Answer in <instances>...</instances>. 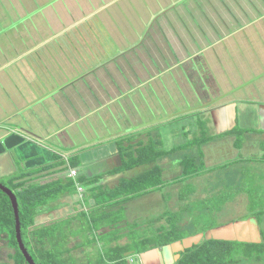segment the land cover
<instances>
[{
    "label": "rangeland",
    "instance_id": "1",
    "mask_svg": "<svg viewBox=\"0 0 264 264\" xmlns=\"http://www.w3.org/2000/svg\"><path fill=\"white\" fill-rule=\"evenodd\" d=\"M34 1L0 0V24L8 32L7 35L3 34L0 37V62H3L1 73L4 72L5 75L3 73L2 77L10 80L17 75L26 78L33 76V79L27 83L36 87L32 90V95L41 89L40 86L45 85L42 80L46 78V84L52 85V91L64 96L67 108L69 103L74 109L79 110L73 111L72 114H81L80 118L86 117L87 127L83 120L82 127L76 125L80 131L72 135L71 142L63 139V144H60L56 137L52 138V133L50 135L42 133V129L44 130L49 122L50 126L58 128L60 114H50L49 111L46 114L41 113L46 107L44 104H39L36 110L29 111L30 113L36 111L45 119L44 123L43 121L37 123L39 116L33 114L35 117L33 124L36 125L33 134L41 137L43 141L46 139L47 143H52L61 152L68 153L69 149L82 145H87L86 149L89 147L95 149L98 146H94L96 145L94 142L103 140L111 133L120 134L123 132L122 128L129 124L130 118L139 122L144 119V123L137 124L142 129L145 123L152 121L161 123L165 117L178 115L176 113L186 108L189 103L196 105L199 103V100L191 96L192 93L200 90L197 86L202 87L203 93L205 91L210 93L216 89L211 87L214 83H209L207 79L216 81V84L221 80L232 81L233 84H239L243 88L249 86L250 80L254 79L253 82L258 83L262 80L251 77V74H259L264 68V0H188L190 3L186 7L175 6L180 3L178 0H40L43 5L37 9ZM116 1H120L123 5V12L114 11L115 6L111 5ZM163 9H165L162 12L164 15H160L152 22L151 16ZM25 12L28 14L22 18ZM30 14L33 15L27 17ZM38 15L41 18L37 21L34 16ZM12 21H17L18 25L16 23L10 25ZM49 27L51 28L46 29ZM43 28L46 29V34L40 33ZM4 32L5 30L0 28V34ZM29 37L31 39H28ZM23 39L24 42L20 43ZM42 41L44 42L42 48L46 49H42L43 52L47 51V48L52 52L50 63H47L48 56L44 57V53L40 54L44 58L42 63L38 61L37 66L32 61L28 62L22 58L23 53L27 54L26 57L31 56L28 53H32V47ZM136 43L138 45L130 51L129 46ZM120 51H123V54L119 58L109 61ZM63 54L68 58L66 62L62 58ZM53 60H57L55 67L52 64ZM191 60L194 61L192 73L189 62ZM86 70L88 73L85 72ZM80 78L86 81L80 83ZM194 79L198 80L196 82L198 85H194L193 88H184L181 85L186 81L191 84ZM10 82V86H13L12 80ZM260 85L258 88L260 87L262 91ZM7 91L10 89H4V98L8 94ZM68 92L72 93V97ZM102 114L110 115L102 116ZM69 115L67 114L68 117ZM190 116L191 114L188 117ZM80 118L74 117L77 120ZM5 119L7 115L2 114L0 121ZM77 124L81 125V120ZM172 124L167 130V135L165 134L167 128L160 127L162 131V139H160L164 143V148L157 145L151 147L162 154L170 148L175 150L181 144V149H176V152L164 158L166 176L172 174L170 180L183 181L177 163L189 160L190 163L198 164L197 161L201 160L200 151L202 152L204 145H211L210 151H219V154L225 156L216 159L211 151L212 160L208 161L207 158L206 165L214 168L215 172H206L205 168L198 164L203 170L197 172L202 175L198 177L190 175L192 178L188 176L183 184L182 182L176 184V186L179 184L177 188L170 184V187L166 185L160 190L144 193L141 197L137 195L132 206L135 216L128 215L126 210L121 211L120 215L125 218L121 225L118 228L114 226L112 231L101 232L100 237L97 238L92 236L91 226L89 227L88 221L86 222L88 213L82 216L84 222L79 219L82 223L80 226L74 227L70 222L64 225L52 224V234L45 237L37 247L44 246L52 254V261L58 264H111L103 255L105 247L111 249L115 244L114 240H111L113 234H116L118 229H132L137 222L145 223L143 225L145 226L156 218L155 216H161L160 214L164 215L161 217L162 220L160 219L164 224L167 223L165 221L168 217L167 213H179L182 218L183 233L187 238L201 233V227L205 224H202L201 217L197 219L201 212L200 208L194 216L191 215L192 211H196L191 207L196 205L195 200L200 206L213 205V208H218L214 210L215 213L219 211L216 220L225 224L231 219L243 220L247 213V205L254 206L255 212L260 208L264 209V134L258 130H251L257 127L245 124L242 125L245 126L244 130L237 129V136H228L233 142L241 139V145L246 149L252 137L261 139L259 150L254 155L246 156L240 148L241 145L236 147L235 143L231 146L230 142H216L221 139L219 134L217 135L218 127H208L203 121L201 125L197 124L193 118H190V123L183 126L180 125L179 120ZM37 128L41 131L39 132ZM182 130L185 131V135L181 134ZM67 132L71 133L70 130ZM154 132L149 129L147 135L142 137H139L140 134L136 135L135 140L142 139L145 144L150 145L152 142L149 141L156 140ZM177 133L179 135H176ZM245 133H251L252 136L248 137ZM117 143L116 139L105 146L118 149ZM102 150L97 151L95 165L87 167L84 165L86 162L82 161L83 164L77 167L81 173L105 174L99 169L105 156ZM76 151L71 152L78 154ZM74 156L79 158L78 155ZM111 160L115 161V159ZM202 160L205 164V160ZM10 178H3L0 183L9 187ZM167 178L169 180V177ZM242 179L247 181L244 186L245 191H241L236 201L223 204L219 201L215 202L214 199L222 195L219 191L230 183L239 184L243 188ZM105 186L104 195L113 190ZM181 197L187 199L180 200ZM185 204L190 205L191 208L185 209ZM121 206L122 203L116 208ZM204 212L206 213L207 210ZM38 215L36 211L33 220ZM202 219L205 220V217ZM259 226L264 233V222ZM204 230L207 231V228ZM29 232L31 231L25 230L23 237L24 242L30 247L29 239H35L36 236ZM77 243H82V246ZM170 248L171 251L176 250ZM170 263L172 264V261ZM131 264L141 263L139 260Z\"/></svg>",
    "mask_w": 264,
    "mask_h": 264
},
{
    "label": "crops",
    "instance_id": "2",
    "mask_svg": "<svg viewBox=\"0 0 264 264\" xmlns=\"http://www.w3.org/2000/svg\"><path fill=\"white\" fill-rule=\"evenodd\" d=\"M39 1L40 0L34 1V5L36 9L38 8L36 7L37 5L38 6L43 5ZM111 6H115L114 11L116 12L120 13L124 11V7L120 3V1L113 2ZM38 11L39 10H37V12ZM34 18L35 20L38 21L39 18L41 17L38 15L36 17L34 16ZM14 22L17 21H12V23ZM0 28L5 30L4 33L0 34L1 37L3 34H6L7 30L6 28L2 27L1 24H0ZM50 28L51 27L46 29H50ZM46 29L43 28L40 31V33L46 34L45 31ZM18 31L19 29L17 30V32ZM41 34H38V36H40ZM28 39H31V37H29ZM23 42L24 39L20 41V43ZM42 44H44L43 41L42 43L37 44L35 47L33 46L32 53H28L31 54V56L26 57L25 55L27 54L23 53L22 58H25L28 62L32 61L33 64L37 66L39 62L42 63L44 57L48 56L47 63H50V59H52L50 55H52V52H50V49L48 48L47 51L43 52L42 49L44 48H42L43 46ZM67 44L70 45V43L68 42ZM41 53H44L43 55L44 57L40 55ZM32 54H34V56ZM64 55L65 54L62 55V58L64 62H66L68 58H65ZM70 56H71V52H70ZM56 61L57 60L55 61L53 60L52 62L54 67ZM261 63H263V61ZM2 64L3 62L2 63L0 62V118L2 114H6L7 119L0 121V179L12 177L14 174L16 175L19 174V175H24L22 181L28 179L31 182H34L35 184L40 186L50 185L56 187L57 184H61L62 186H64V189L58 195H56L51 200L47 201L46 205L40 207L37 210V213H39V215L34 219L33 226L30 228L31 233L33 231L42 228L52 229V224L55 223H61V225H64L70 222L71 225L72 224L74 225V227L75 225L78 226L82 225L78 217L80 215L81 216L85 215V213L89 214L92 208L95 206V201L92 199L93 195L89 193L87 189L85 190L84 193L83 192L79 193L76 189V186L75 189L74 187H71L69 182H67L71 178L69 175L70 169H66V167L69 166V161L74 155H78L79 157L78 165H80L83 161L86 162L84 163L85 166L87 167L93 166L97 162L95 160L98 154L97 151L103 149L102 153H104L105 156L103 157L104 159L99 165V169H101L102 172L106 173L108 171H112L113 169L117 168L118 166H120L119 150L117 149V147L111 148L110 146L107 147L105 145H107V143H109L110 141L116 139L117 136L123 135L122 134L123 132L128 133L143 129L142 131L144 132L139 136L142 137L144 135H147L148 130L151 129V131L152 130L155 131L154 132V135L156 137L155 139L156 140L159 139L161 141L158 146L161 148L162 147L164 148L163 145L164 143L161 140L162 131L160 127H162L163 129L167 128L165 132V134L167 135L168 134L167 130L169 129V127H172L171 125H173L172 123H174V121L179 120L180 125L183 126L186 123H190V118L195 119L197 124L200 123V125H201V121H203L204 124H206L208 127H213V128L214 126L218 127L217 135L219 134L218 136H220L221 139H219L216 142L218 143L230 142L232 144L231 146H233L235 142L232 141L233 139H228V136L232 137L237 135L235 133L232 134L230 132L234 131L235 129H238V131L244 130L245 126L242 125L245 124L253 125L254 127L257 128L251 130H258V132L259 131L264 132V80H263L264 68H263L261 69V72L259 74H254V73L251 74L252 75L251 77L257 78L258 80L262 79L259 81L261 85L257 81L253 82L254 79L250 80V84L246 88L240 87L239 84L235 85L233 84L232 81L228 82L227 80H221V82L216 84V81L207 79L209 83H214L211 85V87H215L216 89H213V91L210 92L211 94L206 93V91L205 93H203L202 87L197 86L200 88V90L192 93L191 95L193 96V99L199 100V103L197 105L193 103L192 104L189 103L186 108L180 109L181 110L180 112H178L179 109L177 110L178 113L176 114L178 115H171L165 117L161 121V123L158 121L145 123V127H143L142 129H140V127L137 126V124L142 122L144 123V119L142 122H139L136 121L135 119L130 118L132 121L130 120L129 124H126L127 126L122 128L123 132H121L120 134L111 133L109 135H106L105 138H103V140L99 139L97 142H94V144H96L94 146H98L95 147V149H90L91 147L86 149L87 145H82L80 147L69 149L68 153L63 151L62 153H64L65 155H62V157L60 156L57 159L55 158L56 154L54 153L55 152L59 153L61 152V150L57 149V147H55V145H53L52 143L51 144L47 143L46 139H44L43 141L41 137L35 136L33 134L34 128L36 126L33 124L35 121V117L33 114L39 116L38 115L39 113L36 111L30 113L29 111L32 109L36 110V107L39 104H44L46 107L44 111H42L41 113L46 114V112L49 111L50 114H60V116L59 115L58 116L61 118V120L60 123H58L59 126L57 129L55 127L50 126L49 124L50 122L46 124L44 130L42 129V133L44 132L47 133L48 135L52 133L53 134L52 138L56 137L59 140L60 144H63L62 143L63 139L69 140V142H71L72 135L80 131L79 128L76 127V125L82 127L83 120L85 121V126L87 127L86 117L80 118L81 114L80 115L72 114L73 111L78 112L79 110L74 109L72 105L69 103H68L69 108H67L65 106L66 103L64 96L58 94L57 91L54 90L52 91L51 89L52 85L48 83L46 84L45 81L46 78H43L42 82L45 83V85L48 87H46L45 85L40 86L41 89H39L38 92L35 93V95H32V90L36 87L27 84L33 79V76H31L30 78H26L17 75L16 78H11L12 85L13 84L14 85L10 86L11 80L6 77H2L5 75L4 72L1 73L3 69ZM71 64H72V56H71ZM191 69H194L193 63ZM3 71H5V69ZM3 73L4 75H2ZM79 81L80 83L81 82L83 83L86 80L82 78ZM197 81L198 80L194 79L191 81V84L188 81H186L181 85L184 88H189V87L193 88L194 85H198V83H196ZM258 85L262 86L263 88L262 91L259 89L260 87L258 88ZM13 87H15V89ZM4 89L6 90L10 89V91H7L8 94H6L5 98L3 97ZM68 93L72 97V93L70 92ZM160 96L162 95L160 94ZM7 99L9 106L7 105ZM13 107L14 109H12ZM86 108L88 109V107ZM67 114H70L69 117L67 116ZM189 114H191L190 117H188ZM105 115H110V114H102V116ZM86 116H88V114H86ZM177 116H180V118L178 119ZM74 117L80 118L81 125L77 124V122H79L80 120L74 119ZM37 118H38L37 123L40 121H43V123L45 122V119H43L42 116H39ZM119 118L122 120L121 117ZM37 129H39V132L41 131L40 128ZM67 130H70L71 133H68ZM250 134L251 133H245V135H248V137L252 136ZM249 141L250 144L248 145V149H246V147H242V150L246 156L248 154L254 155V153L257 152V150H259L261 139L252 137ZM210 146L211 145H206V146L204 145V148L201 149L203 153V158L204 155L206 157L205 153L207 151H210L209 148ZM171 149L172 148L167 150H171ZM72 150L73 151L77 150L76 153L78 154H73L74 152H71ZM111 159H115V161ZM62 161L63 163L66 164L61 163ZM165 161L166 160L163 159L162 162L164 163ZM75 169L78 172L77 178L86 177L87 179H92L93 177H95V175H93L90 172L84 174L81 173L78 168ZM137 174H138V170L134 169L131 171H126V172L124 171V173L120 175H108L102 178V180L100 181V185H107L108 187H112L116 183H118L121 178L124 177L132 178L135 177ZM92 186L93 185H91V187ZM5 236L6 235L4 234L1 235L0 264H16L15 259H13L12 257L16 255V253L8 247L7 242H5L6 241ZM77 239L78 238H76V240ZM80 244L81 243H77V245Z\"/></svg>",
    "mask_w": 264,
    "mask_h": 264
},
{
    "label": "trees",
    "instance_id": "3",
    "mask_svg": "<svg viewBox=\"0 0 264 264\" xmlns=\"http://www.w3.org/2000/svg\"><path fill=\"white\" fill-rule=\"evenodd\" d=\"M189 3L188 0H184L175 6L183 5L184 7H186L187 5H189ZM36 7L40 6L37 5ZM26 15L27 14L25 13V16L22 18H25ZM160 15L162 16L164 15V13L161 12L158 16H156V18H158ZM30 16H32V14L28 15L27 17ZM156 18H154V20H156ZM12 24L13 23L11 22L10 25ZM16 24L18 25V23ZM143 132L144 131L141 130L137 131L138 134L136 133V131L128 133L123 132V135L117 136L116 139L118 141L117 145L120 159V166H118L117 168L113 169L112 171L106 172L104 175L101 174L103 176L95 175V177L92 179L79 177L76 180L70 178L67 181L69 182L71 187H74V189L75 183L78 182L79 184L83 185L85 189L89 191V193L93 195L92 199L95 201V206L89 213L86 222L88 221L89 227L91 226L90 232L92 233V236H95L94 238L100 237L101 232L103 231H112L114 226L118 228V226L121 225V223L125 219L122 217V215H120L121 211L126 210L128 212V215L135 216L132 211V206L134 204V201L137 199V195L141 197L144 193H148L152 190H160L164 186H169L170 184V186L173 187L175 185V187L177 188L179 184L177 186L176 184L178 182H182L183 184V181H185L188 176L195 175L196 177H198L202 175V173L197 172L203 170L199 168L200 166L204 167L206 172H215L214 168L206 169V167L204 166V161L202 160L203 154L200 151L201 160L197 161L200 166L194 162L190 163L189 160L181 161L182 165H180L181 163L179 161L177 165H179L181 177L183 176L184 180H170L172 174L166 176V171L164 169V167H166V164L165 162H162V159L166 158L168 154L171 155L172 153L176 152V149H181V144L180 146L178 145V148H176L175 150H165L162 152V154H160L158 150L154 148L151 149V147H155V145H157L158 147L161 142L159 139H157L158 141H149V143L152 142V144L150 145L145 144L142 139H139V141L135 140V136H139V134H142ZM230 133H235L237 135L238 132L237 129H235ZM181 134L185 135V131L182 130ZM177 135H179V133H177ZM116 139L114 140L116 141ZM197 139L198 138H196V140ZM126 142L128 143L124 145V143ZM235 145L236 147H238V145H241V139H239V141L236 140ZM240 148H242V145ZM60 156V154H56L55 158L58 159ZM257 161L259 162V160ZM61 163H63V161ZM78 166V158L76 156H72L69 161V166L66 167V169L77 168ZM134 169L138 170V174L135 177L121 178L118 183L111 187L113 188V190L111 189V192H107V194L104 195L103 188H105L106 186L100 185V181L102 180V178L108 175H120L124 173V171L126 172ZM167 177H169V180ZM190 177L192 178V176ZM23 178L24 175L14 174L10 178L11 183L9 184L10 186L8 188L13 191L17 198L19 218L21 222V237L24 247L27 249L36 264H58V262L52 261V254L47 251L44 246L40 248L37 247L40 245V242H43V239L45 237H49L52 234V229L42 228L33 231L32 234H35L36 237L32 240L31 238L29 239L30 247L27 246L26 242H24L23 234L27 229L28 231H30V228L33 226L34 213L40 207L46 205L47 201L58 195L64 189V186H62L61 184H57L56 187L50 185L40 186L28 179L22 181ZM241 181L244 182L241 183V186H243V188L240 187L239 184L230 183L229 185L225 186L224 189L219 191L222 195L217 196V199H214L215 202L219 201L221 202V204H223L224 202L236 201L238 196L242 193L241 191H245L244 186L247 181H245L244 179H242ZM3 185L7 187V185ZM91 185L93 186L91 187ZM185 199L187 198H180V200ZM195 202L196 205H191V207H193V209L196 211H192L191 215L194 216V213H196L200 208L201 212H198L199 217L197 219L201 217L200 220L202 224H205L201 227V233H205L218 225L220 226L225 224L219 223L216 220L217 213L219 211L215 213L214 210L218 208H213V205L200 206V204H197L196 200ZM121 203V208H116L118 204ZM111 207L114 208L111 210ZM184 207L185 209H187L188 207H190V205L187 206V204H185ZM246 208L247 213L242 219H251L253 222L257 223L258 230L261 233V242L245 243L231 240H215L213 238H203L198 244H193L191 247L185 248L182 251H171L172 254L174 253L176 255H172L175 257L171 260L172 264H264V233L259 226L261 222H264V209L260 208V210L255 212L256 208L254 206L250 207L247 205ZM205 210H207L206 213L204 212ZM167 214L168 217L167 219L165 218V221L167 223L164 224L160 222L162 220L161 217L164 215L160 214L161 216H155L156 218H153L149 223H146L147 225L145 226H143L145 223L137 222L135 227L132 229H118L117 233H114V237L111 239L114 240V246L111 247V249H107V247H105L106 249L104 250L103 256L111 264H131L129 262L130 257H132L134 263L140 260V256L143 253L156 250L158 252V256L152 258L149 261L155 262L160 258L159 262L163 264L166 256V252L164 250H170V248L168 249L167 247H172V244L180 242L183 239L187 238V235L183 233L181 223L182 218L180 214H175L174 212ZM202 217H205V220L202 219ZM78 219L82 220L83 218L80 215ZM82 221L84 222V220ZM232 222H235L234 219H231L226 224ZM139 223L142 224L140 225ZM102 226L105 227L101 228ZM205 228H207V231L204 230ZM3 234L6 235L5 242H7L8 247L15 250L16 255L14 259L16 261V264H23L24 255L19 249V245L16 239L15 215L12 204L9 200V197L0 190V238ZM80 245L82 246V243Z\"/></svg>",
    "mask_w": 264,
    "mask_h": 264
},
{
    "label": "water",
    "instance_id": "4",
    "mask_svg": "<svg viewBox=\"0 0 264 264\" xmlns=\"http://www.w3.org/2000/svg\"><path fill=\"white\" fill-rule=\"evenodd\" d=\"M183 0H178V2H182ZM178 2H175L177 4ZM174 4V5H175ZM165 9L161 10L160 12L153 14L151 16V20H154L156 16H158L161 12H163ZM138 44L130 45L129 48L132 50L135 48ZM123 54V51L118 52L116 55L112 56L110 60L116 59L117 57H120V55ZM125 54V53H124ZM109 60V61H110ZM108 61V62H109ZM107 62V61H106ZM0 190L5 193L12 204V208L15 215V233H16V239L19 245V249L22 251V254L24 255L26 261L28 264H36L32 257L30 256L27 249L24 247V244L22 242L21 237V222L19 218V210H18V202L15 194L12 190H10L8 187L4 186L0 183ZM203 238L210 239L213 238L215 240H231V241H239V242H245V243H259L261 242V234L258 230V226L256 222H253L250 220H238L232 223H228L225 225H221L219 227H215L205 233H199L197 235H194L190 238H186L180 242H176L172 244V248H176L174 252H179L184 250L185 248L191 247L193 244H198ZM168 249L170 248L167 247ZM166 251V249L164 250ZM158 256V252L156 250L148 251L143 253L141 257L142 264H161L159 260L155 262H150L152 258Z\"/></svg>",
    "mask_w": 264,
    "mask_h": 264
},
{
    "label": "clouds",
    "instance_id": "5",
    "mask_svg": "<svg viewBox=\"0 0 264 264\" xmlns=\"http://www.w3.org/2000/svg\"><path fill=\"white\" fill-rule=\"evenodd\" d=\"M158 12H160V11H158ZM158 12H157V13H158ZM155 14H156V13H155ZM149 23H150V22H149ZM149 27H150V24H149ZM133 49H134V48H133ZM133 49H132V50H133ZM132 50H130V51H132ZM125 54H126V53H125ZM117 58H119V57H117ZM114 60H115V59L110 60V61H114ZM105 62H106V61H105ZM105 62H104V63H105ZM107 62H108V61H107ZM189 62H190V65L192 66V63H193L194 61L191 60V61H189ZM192 70H193V69H192ZM85 72L88 73V71H85ZM85 76H87V75H85ZM71 78H72V77H71ZM80 79H82V78H80ZM80 79H79V80H80ZM77 92L79 93L78 90H77ZM84 103H85V102H84ZM85 105H87V104H85ZM233 146H234V145H233ZM241 150H242V148H241ZM211 151H212V152H218V153H219V151H213V150H211ZM211 151H210V152H211ZM59 153H60V155H61L62 152H59ZM62 155H65V154L62 153ZM62 155H61V156H62ZM216 156H217V154H216V155L214 154V157H216ZM224 157H225L224 155L219 154L218 157H216V159H221V158H224ZM211 158H212V155H211ZM203 159H204V158H203ZM209 159H210V158H208V161H209ZM211 160H212V159H211ZM206 162H207V158H206V160H205V167H206V169H207V168H208V169L211 168V167H207ZM72 169H74V170L77 172V170H76L75 168H71V169L69 170V175H70V171H71ZM77 176H78V172H77V175H76V176H74V177H71V176H70V177H71L72 179L76 180V179H77ZM75 186H76V189H77V191H78L79 193H82V192L84 193L85 190H86L85 187H84L83 185L79 184L78 182L75 183ZM78 188H81V191H80ZM129 262H130V263H133V259H132V257H130ZM140 263L142 264L141 257H140Z\"/></svg>",
    "mask_w": 264,
    "mask_h": 264
},
{
    "label": "flooded vegetation",
    "instance_id": "6",
    "mask_svg": "<svg viewBox=\"0 0 264 264\" xmlns=\"http://www.w3.org/2000/svg\"><path fill=\"white\" fill-rule=\"evenodd\" d=\"M192 69H191V72L190 73H192ZM87 106V105H86ZM125 114H127V113H125ZM166 124V123H165ZM191 133V132H190ZM191 134H194V133H191ZM206 157H205V155H204V160H206L205 158H210L211 159V152L210 151H207L206 153ZM213 154H217V156L216 157H218V155H219V153L218 152H213ZM216 157H214V158H216ZM11 249V248H10ZM171 249V248H170ZM14 252H15V250L14 249H12ZM172 250V249H171ZM170 250V251H171ZM169 250L167 251H165L166 252V256H165V264H169L170 263V261L172 260V255H174L175 256V254L173 253V254H171V252H170ZM22 252V251H21ZM26 259H25V257H24V263L23 264H28V262L26 261ZM171 264V263H170Z\"/></svg>",
    "mask_w": 264,
    "mask_h": 264
},
{
    "label": "built area",
    "instance_id": "7",
    "mask_svg": "<svg viewBox=\"0 0 264 264\" xmlns=\"http://www.w3.org/2000/svg\"><path fill=\"white\" fill-rule=\"evenodd\" d=\"M77 175V172L74 170V169H72L71 171H70V176L71 177H74V176H76ZM80 191H81V188H78Z\"/></svg>",
    "mask_w": 264,
    "mask_h": 264
}]
</instances>
